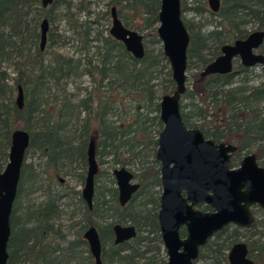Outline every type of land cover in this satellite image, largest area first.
I'll list each match as a JSON object with an SVG mask.
<instances>
[{
  "label": "trees",
  "instance_id": "16d2710c",
  "mask_svg": "<svg viewBox=\"0 0 264 264\" xmlns=\"http://www.w3.org/2000/svg\"><path fill=\"white\" fill-rule=\"evenodd\" d=\"M180 1L182 20L190 36L186 70H202L219 55L222 45L246 37L249 31L245 25L251 23L256 27L254 30L264 31V0H221L220 9L209 12L215 23L208 31L200 24L193 28L183 15L189 9L198 14L208 12L207 1L194 0L192 8L187 7L185 0ZM77 2L76 11L86 12L82 19L71 12L70 0H53L47 8L41 6V0H0V172L7 163L11 133L22 128L30 135L25 157L29 152H39L47 166L54 168L61 162L76 161L82 170L79 181L83 183L86 150L89 140L93 139L96 161L98 165H109L108 179L112 186H99L97 174L92 209L80 200L83 218L77 224L76 246H86L82 234L86 227L93 225L100 234L103 264H166L155 210L151 207L156 200L149 192V187L157 183V167L152 163L149 166L147 161L148 158L154 161L157 134L162 128L159 100L174 89L170 67L161 49L154 55L145 45L151 36L160 42L156 34L160 0H109L106 11L101 12V17L111 15V8L115 7L122 23L143 35L142 59L126 51L109 30L97 29V20L89 16V0ZM63 3L66 4L63 16L70 24L71 37L58 33L56 26L49 27L46 45L41 50V21L46 18L49 26L54 25L57 19L53 12ZM57 39L63 43L71 41L76 49L71 55L53 50ZM261 51L264 54V43ZM5 62H12L14 66L13 83H9ZM200 72L181 99L184 124L198 127L216 142L234 143L240 152L252 151L264 159V78L257 84L249 83V70L242 66L238 72L223 75L202 77ZM83 76L89 78L90 85L82 87L83 94L73 99L74 95L67 90L68 82ZM158 78H161V95L157 94L154 83ZM52 83L59 92L47 103L44 96L52 89ZM19 86L23 90L22 108L17 106L14 97ZM25 157L10 216L7 264L21 256L27 264H72V259H76H71L70 252V260L65 257L59 260L58 256L64 253L58 255L54 247L50 251L45 243L49 237L53 241L65 239L51 224L58 217L53 201L47 200L36 209L28 210L22 220L26 226H18L17 198L23 182L33 176ZM116 167L133 169L141 184L138 194L123 207L119 206L117 190L113 187L111 170ZM137 196L145 198L137 204ZM108 211L113 219L110 222L105 221ZM113 222L133 225L137 229L136 237L113 244ZM17 231L23 237L16 240ZM231 233L228 228L218 233L201 249L193 264L199 261L228 264L226 254L234 242ZM248 247L255 264H264V234L256 242H248ZM85 253L82 262L76 263L94 264L88 248Z\"/></svg>",
  "mask_w": 264,
  "mask_h": 264
},
{
  "label": "water",
  "instance_id": "95a60500",
  "mask_svg": "<svg viewBox=\"0 0 264 264\" xmlns=\"http://www.w3.org/2000/svg\"><path fill=\"white\" fill-rule=\"evenodd\" d=\"M208 8L215 13L220 0H206ZM53 0H41L47 8ZM109 34L121 42L134 58L145 54L143 35L126 27L111 8ZM156 34L162 45V53L168 61L174 89L161 96L159 118L163 124L158 134L156 158L161 162L163 193L160 198L158 220L161 239L166 251V264H193L199 249L212 235L228 224L251 226L254 217L250 206L257 204L264 209V168L256 163L254 154H248L238 168H230V156L236 149L232 144L218 143L204 138L196 128L184 124L180 103L186 90L187 50L189 32L182 20L180 0H160ZM49 29L44 18L40 24L39 47L44 49ZM264 41V31L254 30L244 39H236L221 46V53L206 64L200 72L202 77L227 74L233 70V59L239 57L243 66H256L264 62V56L255 51ZM15 102L24 105L23 90L17 88ZM30 135L22 128L11 133L7 163L0 172V264H7L8 242L11 234L10 216L17 196L21 167ZM86 174L81 197L89 208L92 206L94 177L98 172L95 141L90 139L86 150ZM118 189V200L124 205L137 190L132 182L133 174L121 167L113 170ZM182 190L187 193L181 195ZM206 202L213 212H200L193 208ZM186 226V237H179V227ZM114 243H122L136 236L133 225L113 226ZM88 249L95 264H102L101 240L97 229L90 226L84 232ZM244 243H236L228 253L230 264H252L247 257Z\"/></svg>",
  "mask_w": 264,
  "mask_h": 264
},
{
  "label": "rangeland",
  "instance_id": "374dc122",
  "mask_svg": "<svg viewBox=\"0 0 264 264\" xmlns=\"http://www.w3.org/2000/svg\"><path fill=\"white\" fill-rule=\"evenodd\" d=\"M71 1V12L76 14L77 17L83 18L86 16V12L78 13L76 10L77 7V0H70ZM89 11H90V19L97 20V29L103 30L106 32L109 30L111 26V15L108 14L104 17H101V12L106 11L107 3L109 0H89ZM203 1V0H200ZM185 3L188 8H192L194 6V0H185ZM208 8V5H207ZM66 10V4L63 3L57 10L53 12V15H56V21L54 25H50L49 27L56 26L58 33H65L66 35H70V24L68 20L63 16V13ZM209 10V8H208ZM210 10L203 14H198L194 10L189 9L183 13L185 20H187L190 24L193 25L195 28L198 24L203 26L204 31H208L212 28L213 24L215 23L213 17H211ZM213 21V22H212ZM247 31H253L256 27L253 24L249 23L244 26ZM71 37V36H69ZM145 45L147 50H151L155 55L159 49L162 51L161 42H158L155 38L148 37L145 40ZM52 49L55 51H59L63 54L71 55L73 51L76 49V45L73 44L71 41L63 43L61 39H57ZM165 65V63H162ZM8 76H9V83H13V78L15 77L16 73L14 70V66L12 62H5L3 64ZM201 69H189L186 70V87H192L194 82V77L199 74ZM166 69H164V72ZM249 72V83L257 84L264 78V69L262 65H257L253 67ZM165 75L162 73L161 78ZM240 76L236 77V79L240 78ZM161 78H158L154 81L156 83L157 94L161 95L160 89V82ZM53 84V83H52ZM90 81L87 76L83 77H75L69 80L67 85V90L71 92L74 97L73 99L79 98L83 92L81 91L82 87L89 86ZM59 92V89L52 85V89L46 92L44 96L48 102H51L53 97H55ZM16 96V94H15ZM14 96V97H15ZM198 101V99H195ZM189 100H184V102H188ZM150 158H148L149 160ZM25 163L31 165V179L26 180L22 184V189L20 194L17 198V208L15 215L20 218L18 226H26V223H22L26 213L28 210L36 209L38 205H43L45 201L49 200V198L54 195H58V200L54 203L57 206V210L59 211V220L52 221L53 229H57V224H60L62 227V234L64 235L63 241H53L51 237L46 239L47 248L50 250L53 247L59 251L57 254L64 253L63 256H58V259H69V255L71 254L72 257L76 259H72V264H77V261L80 263L85 256V250L87 246L81 245L78 247H69V241H72L76 237V228L73 226V223L78 219L79 213L82 210V202L80 201V194L83 188V184L79 181V174L82 172L80 166L76 161L69 162L65 161L63 164L62 162L57 165V168L52 166H47L46 159L41 157L39 152H29L25 157ZM99 186H111L109 181L108 174L110 173L109 165L106 163L99 165ZM112 171V170H111ZM27 173V172H26ZM113 218V217H112ZM259 223H258V230H264V214L260 213L259 215ZM113 219L108 218L106 221L110 222ZM31 225V224H30ZM28 225V226H30ZM20 237H23V233L21 231L16 232V240ZM70 248V249H68ZM52 251V250H50ZM70 252V254H69ZM24 256L15 257L14 262L12 264H27L24 262ZM77 262V263H76ZM61 264V263H58ZM198 264H211V262H203L199 261Z\"/></svg>",
  "mask_w": 264,
  "mask_h": 264
},
{
  "label": "flooded vegetation",
  "instance_id": "af4514ba",
  "mask_svg": "<svg viewBox=\"0 0 264 264\" xmlns=\"http://www.w3.org/2000/svg\"><path fill=\"white\" fill-rule=\"evenodd\" d=\"M220 7H221V0H220ZM220 9V8H219ZM254 31V30H253ZM250 32H252V31H250ZM249 32V33H250ZM248 33V34H249ZM247 34V35H248ZM246 35V36H247ZM245 38V37H244ZM244 38H241V39H244ZM233 42V41H232ZM232 42H230V43H232ZM230 43H226V44H230ZM263 43H264V41H263ZM263 43L260 45V47L255 51L256 53H259V54H262L263 56H264V54L262 53V51H261V47H262V45H263ZM220 53H221V51H220ZM220 53H219V55H220ZM262 65V68L264 69V62H263V64H261ZM240 66H242V67H244L245 69H247V70H249V72H251L250 70L253 68V67H255V66H249V67H245V66H243L242 64H241V62H240V59H239V57L237 56V57H235L234 59H233V70H232V72H230V73H233V72H238L239 71V68H240ZM257 66V65H256ZM228 74V73H227ZM220 75H223V74H220ZM182 117V116H181ZM183 120V119H182ZM162 123V122H161ZM162 127H163V124H162ZM186 127H188V126H186ZM188 128H196V129H198L202 134H203V132L198 128V127H188ZM162 129V128H161ZM161 131V130H160ZM159 131V132H160ZM159 132H158V134H159ZM158 134H157V141H158ZM203 136H204V138H207L204 134H203ZM207 139H210V138H207ZM212 140V139H211ZM214 141V140H213ZM216 144H218V143H225V144H232V145H234L235 147H236V149L231 153V156H230V168H238L239 166H240V162L242 161V159L245 157V156H247L248 154H254L255 155V158H256V163H257V165L258 166H260V167H262V168H264V159L263 158H258L257 157V155L254 153V152H248V153H246V152H244V151H242V152H240L239 151V149H238V146L236 145V144H234V143H228V142H224V141H219V142H216V141H214ZM157 147H158V143L156 144V149H155V152H154V161L153 162H150L151 160H152V158H150L149 160H147L148 161V165L150 166V164L151 165H153V167H157V170H156V174H157V183L155 184V185H153L152 187H149V192L151 193V195H153V197H154V199L156 200V202L154 203V204H152V208L155 210L154 212H155V219H156V224H157V227H158V234H159V238H160V242H161V246H162V248L164 249V245H163V242H162V239H161V230H160V224H159V220H158V212H159V210H160V198H161V195H162V193H163V189H162V182H161V162L156 158V150H157ZM150 162V163H149ZM98 164V163H97ZM98 167H99V165H98ZM117 168H121V167H116V168H114V169H117ZM124 168H126V169H128L132 174H133V179H132V182H135V183H137L139 186H138V188H137V190L132 194V196L130 197V199L128 200V202H126L124 205H120V203H119V200H118V189H117V185H116V181H115V179H114V176H113V170L111 171V174H112V177H113V180H114V184H113V187H115L116 188V190H117V202H118V204H119V206H121V207H123V206H125L127 203H129V201L131 200V198L132 197H134L135 195H137L138 194V192L141 190V184H140V182H139V180H138V178L135 176V173H134V171H133V169H129V168H127V167H124ZM97 174H99V168H98V172H97ZM96 174V175H97ZM95 175V176H96ZM85 179V178H84ZM94 179H95V177H94ZM83 184V186H84V182L82 183ZM112 186V185H111ZM102 187V186H101ZM107 187V186H106ZM110 187V186H109ZM82 191V190H81ZM94 194H95V183H94V191H93V198H94ZM181 195L183 196V197H186L187 196V193H186V191L185 190H182V192H181ZM93 198H92V205H93ZM137 198V200H136V202L135 203H137L138 204V202L140 201V200H142V199H144L145 198V196H137L136 197ZM80 200H82V202H84L85 203V201L82 199V197H81V194H80V198H79ZM140 199V200H139ZM49 200H51V201H53V203L56 201V200H58V195L57 196H54V195H52L50 198H49ZM48 200V201H49ZM46 202V201H45ZM86 204V203H85ZM54 206H56V204L54 203ZM86 206H87V204H86ZM57 207V206H56ZM88 207V206H87ZM193 208L195 209V210H198V211H200V212H213L214 210L210 207V205H208L206 202H199V203H197L196 205H194L193 206ZM88 209L89 210H91L92 209V206H91V208H89L88 207ZM56 211H55V213L56 214H58V217H57V219L56 220H54V221H57V220H59V211L57 210V208L55 209ZM82 211L83 210H81V212L79 213V216H78V219L73 223V226L76 228V231H77V224H78V222L79 221H81L82 220V218H83V213H82ZM250 211H251V213H252V215H253V217H254V223L251 225V226H239V225H236V224H232V223H230V224H228L227 226H225L222 230H220V231H218V232H216L214 235H212L210 238H208V240H207V242H206V244L204 245V246H202V247H200V249H199V253H200V251H201V249L202 248H204L210 241H212L215 237H216V235L218 234V233H220V232H222L225 228H228L229 229V232L230 231H232V233L230 234V237L232 238V239H234V242L231 244V246H230V248H229V250L227 251V254H226V259H227V263L228 264H230L229 263V261H228V253H229V251H230V249L232 248V246L234 245V244H236V243H244L245 245H246V247H247V255H246V257L249 259V260H251L252 261V264H255V260L253 259V257H252V255H251V253H250V251H249V247H248V242H256L257 241V239L261 236V235H263L264 233V230L262 229L261 231H259L258 230V223H259V215H260V213H263L264 214V209L263 208H261V207H259L257 204H254V205H252V206H250ZM105 216L107 217V218H110L111 217V212H106L105 213ZM106 221V220H105ZM115 224H119V225H122V226H125V225H131V224H129V223H127V224H123V223H115V222H113V224H112V226H111V230H112V238H113V244H115L114 243V232H113V226L115 225ZM90 226H93V225H89L88 227H86L85 228V230H84V232L86 231V229L87 228H89ZM95 227V226H94ZM96 228V227H95ZM61 230H62V227H61V225L60 224H57V231H58V234L60 235V236H62V237H64V235L62 234V232H61ZM135 230H136V235H137V229L135 228ZM84 232H83V234H82V237H83V240L85 241V243H86V246H87V248H88V244H87V241L84 239ZM97 232H98V230H97ZM98 234H99V232H98ZM99 237H100V234H99ZM136 237V236H135ZM134 237V238H135ZM179 237L181 238V239H183V238H185L186 237V226L185 225H181L180 227H179ZM75 239H76V237H75ZM75 239H73L72 241H69V247H78V246H76V243H75ZM133 239V238H132ZM64 239H62V240H60V242L61 241H63ZM101 240V239H100ZM131 240V239H130ZM130 240H128V241H130ZM56 242H58V241H56ZM71 242H74V244H71L70 245V243ZM124 242H127V241H124ZM124 242H122V243H124ZM122 243H118V244H115V245H119V244H122ZM89 250V249H88ZM164 251H165V249H164ZM90 253V252H89ZM165 254H166V251H165ZM91 255V254H90ZM101 255H102V242H101ZM92 257V256H91ZM199 257V256H198ZM93 258V257H92ZM166 259H167V256H166ZM101 260H102V258H101ZM93 261H94V259H93ZM195 262V261H194ZM193 262V263H194ZM204 262V261H203ZM94 264H95V262H94ZM103 264V263H102Z\"/></svg>",
  "mask_w": 264,
  "mask_h": 264
}]
</instances>
